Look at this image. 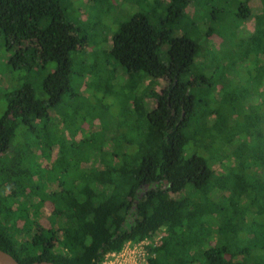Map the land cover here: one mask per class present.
<instances>
[{
  "label": "trees",
  "instance_id": "16d2710c",
  "mask_svg": "<svg viewBox=\"0 0 264 264\" xmlns=\"http://www.w3.org/2000/svg\"><path fill=\"white\" fill-rule=\"evenodd\" d=\"M249 2L253 44L242 60L264 55V0ZM192 4L154 1L119 24L108 55L128 79L145 73L163 87H136L121 111L128 121L119 115L94 120L77 141L82 126L71 129L64 117L58 124L51 117L70 90L71 53L85 37L64 19L58 0H0V34L10 63L56 64L39 96L24 83L7 95L0 112L1 250L21 263L100 264L129 241L158 236L146 247L147 264H264V237H255L253 253L247 239L253 232L245 226L246 216L264 219V177L254 179L250 168L255 163L264 176V139H258L264 128L228 125L233 96L225 112L208 99L206 90L230 87L231 55L213 47L222 60L221 76L212 79L207 60L215 54H204L191 30L201 10L189 11ZM159 9L166 15L161 22L154 20ZM205 14L208 23L218 15L210 7ZM162 46L166 63L159 60ZM248 74L256 90L264 82V64ZM108 83L105 94L112 92ZM238 133L246 134L245 142ZM66 140L81 150L78 160L61 157Z\"/></svg>",
  "mask_w": 264,
  "mask_h": 264
},
{
  "label": "rangeland",
  "instance_id": "374dc122",
  "mask_svg": "<svg viewBox=\"0 0 264 264\" xmlns=\"http://www.w3.org/2000/svg\"><path fill=\"white\" fill-rule=\"evenodd\" d=\"M154 1L159 2V0H58L64 11V19L78 30L80 36L85 37L83 47L71 53L70 90L62 95L60 102L55 107L57 112L51 117L53 121H57V124L64 117V122L71 129L82 126L78 134L74 136L75 140L79 141L82 138L83 128H89L94 120L110 122L111 117L119 115L118 120L128 121L130 118L127 115L123 116L121 111L125 104H130L136 87L142 86L144 90L155 92H159L163 87L162 80L152 79L145 73L134 74L132 79H128L123 67L108 55V40L117 32L119 24L136 12H144L145 9L153 5ZM250 3L248 0H193L189 11H194L197 6V9L201 10L198 18L192 17L195 25L191 30L198 37L203 53H209L211 49L210 54H215L214 60H207L211 68L209 73L212 79L216 75L217 77L221 76L217 63H220L222 59L217 57V53L221 54L222 51L224 54L231 55L226 57L227 62H232L229 65L230 87L226 92L224 91L225 93H217L219 87L206 90L209 92L208 99L217 100L219 108L225 112L226 106L231 105L233 101L228 97L233 96V102H236L235 111L229 114L228 125L238 124L237 126L249 127L251 124H255L256 127L259 125L264 128V82L260 81L259 87L255 90L248 74L254 67H258V70L262 69L264 55L261 54L257 59L254 57V59H239L243 51L253 44L249 38L254 25L249 20L250 16L254 15ZM243 5L246 10L242 9ZM209 7L215 9L218 14L216 20L211 23L205 21V10ZM242 14L246 18L242 17ZM162 18H166V15L159 9L154 20L161 22ZM213 27H215L214 33L207 35V30L213 29ZM213 47L221 51H212ZM232 48H236V50H230ZM261 49L264 51V45L261 46ZM164 52L165 46H162L159 53V60L162 63L167 62ZM10 53L11 51L6 48L5 38L0 34V112L6 107L7 95L24 83L30 84L35 95L39 96L42 80L56 66L54 62L48 63L45 67L35 64L32 65V68L22 67L18 63L13 66L9 61ZM261 76L262 74H260L259 80H262ZM107 81L109 82L108 88L112 92L105 94L103 91ZM144 93V95H149L148 91ZM242 103H244V107H242ZM208 107L201 109L205 110ZM74 112L76 113L75 118L73 117ZM65 132L68 131L65 130ZM86 133L91 134L88 131ZM245 135V133L237 134L241 142H245ZM258 139L263 140L264 137L260 136ZM65 144L68 148L61 154L62 158H71L76 161L79 156H82L77 144H69L67 140ZM51 155L56 157L55 152H52ZM245 164L251 166L247 160ZM40 167L39 170L43 172ZM250 168L255 173L254 179L264 177L255 163ZM220 169L217 167L218 171ZM245 221V226L251 228L253 232L250 237L247 236V239H249L252 252L255 253L257 251L256 243H254L255 237L258 235L264 237V219L255 215V217L246 216ZM156 239L157 236H154L148 242L152 244Z\"/></svg>",
  "mask_w": 264,
  "mask_h": 264
},
{
  "label": "built area",
  "instance_id": "2783aa9c",
  "mask_svg": "<svg viewBox=\"0 0 264 264\" xmlns=\"http://www.w3.org/2000/svg\"><path fill=\"white\" fill-rule=\"evenodd\" d=\"M145 242L127 243L121 251L107 254L103 264H115L117 261H125V257L129 258L131 263L136 264L135 258L143 255V245Z\"/></svg>",
  "mask_w": 264,
  "mask_h": 264
},
{
  "label": "bare ground",
  "instance_id": "6f19581e",
  "mask_svg": "<svg viewBox=\"0 0 264 264\" xmlns=\"http://www.w3.org/2000/svg\"><path fill=\"white\" fill-rule=\"evenodd\" d=\"M149 239H151V238H149ZM149 239L146 238V239H144V240L137 241V242H133V241H129V242H127V243H139V242H145V244L143 245V255L135 258V262H136V264H147L146 247H147V246H150V245H151V246H154L155 243H156V241H157V239H158V236H157L156 241H155L154 243H152V244L148 242ZM127 243H126V244H127ZM126 244H125V245H126ZM125 245H124L121 249H123V248L125 247ZM121 249H120L119 251H121ZM119 251H117V252H119ZM113 252H115V251H113ZM113 252H109V253H107V254H110V253H113ZM117 252H116V254H118ZM107 254H106V255H107ZM106 255H105V256H106ZM105 256H104V258H105ZM103 261H104V259L102 260V262H101L100 264H103ZM115 264H132V263H131V261L129 260V258L125 257V261H118V262L116 261ZM133 264H134V263H133Z\"/></svg>",
  "mask_w": 264,
  "mask_h": 264
},
{
  "label": "water",
  "instance_id": "95a60500",
  "mask_svg": "<svg viewBox=\"0 0 264 264\" xmlns=\"http://www.w3.org/2000/svg\"><path fill=\"white\" fill-rule=\"evenodd\" d=\"M0 264H57L51 261H32L29 263H21L12 257L9 253L0 249Z\"/></svg>",
  "mask_w": 264,
  "mask_h": 264
}]
</instances>
